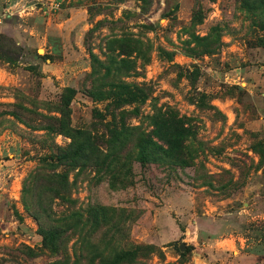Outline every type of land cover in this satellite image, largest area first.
<instances>
[{
	"label": "rangeland",
	"instance_id": "obj_1",
	"mask_svg": "<svg viewBox=\"0 0 264 264\" xmlns=\"http://www.w3.org/2000/svg\"><path fill=\"white\" fill-rule=\"evenodd\" d=\"M259 1L0 0V264H106L137 246L117 264H263ZM117 85L143 99L118 102ZM164 112L189 131L180 161L140 165ZM68 146L62 200L34 177ZM35 211L78 219L60 255Z\"/></svg>",
	"mask_w": 264,
	"mask_h": 264
},
{
	"label": "trees",
	"instance_id": "obj_2",
	"mask_svg": "<svg viewBox=\"0 0 264 264\" xmlns=\"http://www.w3.org/2000/svg\"><path fill=\"white\" fill-rule=\"evenodd\" d=\"M259 5L264 9V0L259 1ZM254 9V8H253ZM14 50L15 47L9 43ZM6 63L13 65V60H7ZM119 91H117L116 96H118L117 101L123 103H132L135 101H141L143 96L138 95L137 92L130 90L127 86L117 85ZM66 92L71 93L70 89H65ZM67 105L68 99L62 98L61 103L59 104V113L60 118L67 117ZM60 121V120H59ZM152 132L151 136L154 137V141L152 137H144L138 140L137 147V161L140 165H144L145 163H158L160 161L168 160V161H180V152L182 149V143L184 139L188 136V129L184 126L181 118H177L173 113H158L156 114L152 120ZM49 129V128H48ZM71 146H68L67 149H59L57 154L55 155H47L43 158L39 159L43 164H48L49 173L43 174L42 177L35 175L34 180L35 183L43 181L47 186H55L58 187L57 190L60 192L62 190L63 194L56 193V197H59L63 200L64 195L66 194L67 181H66V173L64 171L60 173L52 172L58 167L75 165L77 162H74V157H77L75 154L79 153L80 150L72 153ZM174 162V163H176ZM182 163V162H180ZM49 193L50 190L48 189ZM39 205H41L39 203ZM33 215V219L37 224L38 230L43 235H48L53 238V244L51 245V253L52 255H60L61 250L63 252L62 241L68 238L69 231H75L77 227H79L78 219H73L74 224L69 225L67 220H63L61 225H53L49 224L46 220L48 217L44 215V219L42 220V214L40 212L35 211L31 212ZM81 229V228H80ZM147 250V248L143 246H137L132 251H125L116 254L110 260L104 258V263L106 264H117L122 263V260L127 258L128 260H132L131 256L136 254V251ZM143 252V251H142ZM264 264V260H263Z\"/></svg>",
	"mask_w": 264,
	"mask_h": 264
},
{
	"label": "water",
	"instance_id": "obj_3",
	"mask_svg": "<svg viewBox=\"0 0 264 264\" xmlns=\"http://www.w3.org/2000/svg\"><path fill=\"white\" fill-rule=\"evenodd\" d=\"M183 248H184V245H183V244H180V245L178 246V250H179V251H182Z\"/></svg>",
	"mask_w": 264,
	"mask_h": 264
}]
</instances>
